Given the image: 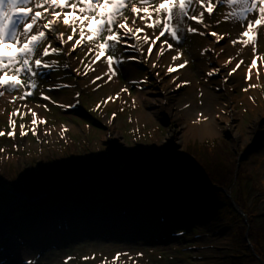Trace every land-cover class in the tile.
I'll return each instance as SVG.
<instances>
[{
    "label": "rangeland",
    "instance_id": "374dc122",
    "mask_svg": "<svg viewBox=\"0 0 264 264\" xmlns=\"http://www.w3.org/2000/svg\"><path fill=\"white\" fill-rule=\"evenodd\" d=\"M217 11L223 12V9ZM205 19L213 25L207 31L231 32V37H236L237 30H233L216 12L211 18L206 14ZM216 20L221 21L218 27ZM192 26L205 31L194 22ZM58 28L60 32L71 34V30L62 24ZM147 31L149 34L152 32L150 29ZM209 39L207 34H188L185 41L172 51L182 53L181 59L189 63L184 69L171 74H167L166 70V62L170 61L168 51L159 61L155 60L158 44L152 57H147L146 53L124 51L122 54L126 62L121 65L119 76L107 83L97 81L95 85L91 80L103 74L107 66L102 59L93 65L95 72H90L88 76L77 75L73 69L79 68L83 73L84 66L80 60L85 56V52L78 48L70 56L45 58L61 63L57 71L40 81L41 89L51 100L42 99L39 90L34 96L25 101L17 100L15 104L10 102L11 95L0 97V131H11L9 114L21 104H27L34 110L38 120L47 121L37 125L38 140L30 131V113L23 118L12 116L16 123V138L0 137V149H4L0 152V198H6L11 203L7 212L0 213V264H262L254 257V249L264 256V117H260L264 116V61L257 62L259 79L255 74L253 79L246 81V75H243L230 91L217 86L222 84V77H217L210 84V89L218 98L215 99V108L224 106L221 114L232 131L205 137L191 135L182 125L193 129L196 121L204 115L203 111L208 114L207 104L215 97L204 96L206 92L201 91L200 86L207 82L198 70L199 60L205 61L209 67L210 53L204 52ZM226 44H230L227 38ZM226 44H221L228 51L225 61L234 58L227 64L228 67H233L235 60H247L251 55V48H245L237 56L239 49L233 51ZM144 47L146 49L147 45ZM257 52L264 54V38ZM130 57L136 59H128ZM178 61L171 65H178ZM65 63L70 67L63 68ZM153 63L157 66L153 67ZM180 77L181 80L188 79L194 90H175L177 85H182ZM57 84L70 87L50 90ZM248 84H258L259 87L243 91ZM123 88L129 91L122 92ZM158 89L163 92L172 90L174 94L166 102L159 96ZM118 93L119 99L102 103ZM223 93L226 96L229 94L227 101L222 97ZM247 93L251 105L244 99ZM59 105L72 107L62 108ZM97 105L100 107L97 108ZM195 111H199L197 117ZM20 112H27V109L21 107ZM20 124L26 125L25 131H28L23 138L19 135ZM62 128L67 129L63 139L60 135ZM46 131L51 134L45 136ZM236 133L241 136L238 140ZM169 134L180 137V142L165 145ZM154 144L156 149L152 150ZM209 153L211 158L207 160L205 157ZM124 158L132 166L120 172L119 164ZM189 162H193L195 168L187 164ZM213 169L223 178L221 182L211 180L209 183L204 174H200V171H205L210 179L218 178L210 176L209 172ZM136 171L140 173L137 179L128 176V173ZM142 171H149L146 173L149 178H143ZM77 174L86 176L69 184L67 189L70 192L66 194L77 200L84 193L91 200L82 198L85 204L88 203V209H92L96 201L125 200L122 193L127 186L145 193V200L150 199L148 193L157 197L160 195L165 200L161 198L148 206H135L133 202L128 210L120 205H111L93 212L69 199L75 204L74 208H70L68 196L57 190H42L43 183L49 178ZM114 176L118 177L116 182ZM155 178H160V181H154ZM15 182L19 187L8 190ZM155 184L161 191H145L154 189ZM222 184L225 190H221ZM32 185H36L34 193L30 192ZM87 185L98 193L90 196L87 192L90 190L85 188ZM209 192L210 197L207 196ZM29 196L34 198L29 200ZM59 197L63 199L51 203L58 206L50 205L14 221L19 201H27L23 205L32 211L30 205L45 204L49 198ZM176 199L179 200L177 203ZM231 200L239 202L240 208H245L249 215L254 216L248 241L244 216L240 214L242 217H238L235 203L230 204ZM140 211L153 214L147 219V229L143 233H130L129 225H111L116 218L110 221L101 219L103 216L118 215L131 222L133 218L130 217ZM67 214L76 219L82 217L80 220H84L85 224L66 226L56 222L58 219L62 221ZM45 221L49 226L39 229ZM65 227L69 231L64 232ZM133 227L131 225L130 228ZM124 228L126 231H123ZM151 233H154V238L147 239ZM261 233V236L258 235ZM12 243H16V248L11 247ZM117 254H120L118 258ZM242 257L245 262L241 263Z\"/></svg>",
    "mask_w": 264,
    "mask_h": 264
},
{
    "label": "snow or ice",
    "instance_id": "6c2138e0",
    "mask_svg": "<svg viewBox=\"0 0 264 264\" xmlns=\"http://www.w3.org/2000/svg\"><path fill=\"white\" fill-rule=\"evenodd\" d=\"M218 9H223V12L217 11ZM214 12L222 16L223 21L233 30H237L235 38L231 37V32L207 31L213 25L206 21L205 15L211 18ZM193 22L205 31L193 27ZM220 23V20L215 21L217 27ZM61 24L71 30L70 35L59 31L58 26ZM149 29L152 30L151 34L147 31ZM188 34L201 36L207 34L215 38L213 43L216 44L227 38L232 46L240 45L237 56L245 48H251L253 58L251 63L246 65L245 79L246 81L252 79L253 69H257L256 76L259 79L257 62L264 61V54L258 53L257 47L264 38V0H0V97H4L5 94L11 95L10 102L15 104L17 100L25 101L28 97L34 96L39 90L42 99L51 100V97L44 94V90L41 89L40 81L41 78L57 71L61 63L56 59H45L47 57L70 56L78 48L81 49L85 52L84 58L80 60L84 71L81 73L79 68L73 70L77 75L84 76L95 72L96 68L93 65L103 59L107 69L91 80L95 85L97 81L107 83L119 76L121 65L126 62L122 54L124 51L139 52L141 55L146 53L147 57H152L154 48H157V43L160 42L155 53V60L159 61L166 51L181 45ZM208 51L214 49L204 50ZM220 51L223 52V48ZM181 55L182 53L177 51V54L172 56V61L180 60ZM128 59L135 60L136 57ZM232 59L234 58H229L225 66L230 64ZM85 60L88 62L85 63ZM188 63L189 61L185 60L175 66L169 65L167 74L185 68ZM244 64L245 61L239 59L235 67L228 71L224 83H227V78ZM62 66L65 69L70 67L66 63ZM152 66L156 67L157 64L153 63ZM219 71L213 69L207 75L212 76ZM61 87L67 88L70 85L57 84L50 90H59ZM257 87L258 84H248L243 91L247 92L250 88ZM121 91L127 93L129 89L123 88ZM17 93L19 95H16ZM116 99H119V93L115 97H107L102 103L106 104ZM21 107L26 108L27 112L21 113ZM43 107L47 109L46 105ZM99 107L100 105H97V108ZM28 113L32 116L30 131L39 140L37 125L46 124L47 121L38 120L37 113L28 108L27 104L19 105L9 114L8 125L11 131L7 133L0 131V137L7 135L15 139L16 123L12 116L19 115L23 118ZM25 128L26 125H19L21 138L28 135ZM66 131V128H62L60 133L62 139ZM50 134L47 131L44 133L45 136ZM2 151L4 149H0V152ZM119 255L117 254V258Z\"/></svg>",
    "mask_w": 264,
    "mask_h": 264
},
{
    "label": "bare ground",
    "instance_id": "6f19581e",
    "mask_svg": "<svg viewBox=\"0 0 264 264\" xmlns=\"http://www.w3.org/2000/svg\"><path fill=\"white\" fill-rule=\"evenodd\" d=\"M214 39H215L214 37H211L210 36V39L207 40L208 42L206 44L207 49H214V51H208L210 53L209 60H208V62L210 63L208 65L209 67H207L205 61H202V60L201 61L200 60L198 61V63H199V66H198L199 74H203V76L205 78V81L207 82V83H204L203 85L200 86L201 87V91L206 92V93H204V96L205 97H208V96L214 97L215 96L214 92L210 89V84H212L214 82V80H217L216 79L217 77H222L223 78L222 84H218L217 86L220 87V88H222V89L223 88L226 89V90L229 89V91H230L231 90V87H233L234 83H236L238 80H240L243 77V75L244 76L247 75L246 65L250 64L251 63V59L253 58L252 57L250 60H248L253 55L252 54V51L250 50V53H251L250 57L247 60H245L243 58V60L245 61V64L244 65H241V68L240 69H238L235 73H233L232 76H230V77L227 78V83H224V78L227 75L228 71H230L231 68L235 67V65L233 67L225 66V62H226L225 61V57L227 56L226 55V52H228V51H226L225 50L226 47L223 48V45H221V44H224L225 45L226 44V39L220 41L219 44L213 43ZM157 44L159 45V42ZM226 46H229L233 51H235L237 49H240V46L239 45L232 46L231 44H226ZM220 48H223V52L220 51L221 50ZM173 55H176V53H174L172 50L168 51L167 58L170 61L169 62H166V70H167V67L173 63V61H172V56ZM184 61H185V59L183 58V59H180L178 61V63L180 64V63H183ZM237 62H238V60H235L233 63H237ZM182 69H184V68H182ZM213 69H219L220 71L218 73L212 75V76L207 75V73L210 72V71H213ZM164 70H165V68H164ZM256 71H257L256 69H253L252 79L255 77ZM187 80L188 79L181 80V77H180L179 78V82H181L182 85L180 87L175 88V90H180L181 88L184 89V90H187V91L194 90L190 86L191 84L189 85V83H187V84H184L183 83L184 81H187ZM158 90L160 92L159 96H161V98H164V100L166 102H168L169 101V98L171 96H173V94H174L173 92H171L172 90H174V88L171 91H167V92H165V91L163 92L162 89H158ZM247 95H248V93L246 95H244V99L246 100V102L249 105H251V103L248 102V100H247ZM222 97L225 99V101H227L229 99V94H228V96H226L225 93H223ZM215 99H218L217 96H215L212 99L211 102H208V104H207L208 114L205 111H203V114L204 115H202V117L199 118L198 124L195 123V125H194L195 127L193 129H191L188 125H184V124L182 125V128L186 132L190 133L191 135L200 136V137H205L207 135H212V134H219L222 131L225 132L226 130L232 131L231 127L228 126V121L227 120H224V118H223L224 115L221 114L222 113V110L224 109V106H223V108H220V109L215 108L216 107L215 106ZM197 112H199V111H195V117H197ZM205 117L207 119H205ZM260 117L263 118L264 116L260 115ZM239 138H241V136L238 133H236V139L238 140ZM180 139H181L180 137H176V136H174L172 134H169L165 138V145H172L173 142H175V143L178 144V142H180L179 141ZM151 149L152 150L156 149V144H154L151 147ZM148 155H150V154L148 153ZM138 172L139 171H136V172H133V173H128V176H129V174H135V173H138ZM147 172H149V171H147ZM92 173H94V172H92ZM121 175H123V174H121ZM117 180H118V177L116 176L114 181L116 182ZM87 186L90 187V185H87ZM129 190L128 189H125V192L122 193V194H126V195L128 194V195H130L132 198H134L135 201H136L135 198H137L139 195L142 194L140 191H136L135 189L134 190L131 189L130 192L128 193ZM121 192H122V190H121ZM68 201H69V199H68ZM75 202H77V200ZM69 203H72V202L70 201ZM233 203L237 204L236 201L233 202L231 200V203L230 204H233ZM150 204H151V202L148 201V203L145 204V205L148 206ZM68 206H70V208H72L71 207L72 205H68ZM120 206H122V207H124L126 209L128 208V206L127 205H124V204H120ZM239 208H240V204H239ZM240 209H242V208H240ZM152 216H153L152 213H149V212H146V211H140V212L137 213V215H133V217H130V218H133L131 222H129L130 219H126L125 217H119L118 215L103 216V218H101V219H104V220H107L108 219V221H110L111 219H115L116 218V220H114L111 223V225H113V224L115 226H116V224L129 225V229H131L130 233L131 232H141V233H143L144 232V229H147L146 226H145L146 225L145 223H147V219H150V217H152ZM243 216H244L245 223H246L245 224L246 231L248 229V239H249L250 223L253 222V219L247 218V216L244 213H243ZM80 219H83V218L81 217ZM80 219H76V218L73 217V215L67 214V216L64 217V219H62V221L58 219L56 222H58L60 224H65L66 226L67 225L70 226V225H74V224H85L84 220H80ZM51 221H55V220H51ZM131 225H134V227L133 228H130ZM48 226H49L48 225V221H45L42 225L39 226V229H45ZM152 229H156V228L152 227ZM67 231H69V228L65 227L64 232H67ZM117 231L121 234V233H123V231H126V229L124 228L123 231L122 230H117ZM152 232H153V230H152ZM263 233H264V230H263ZM4 234H5V232L2 233V236ZM152 234H154V233L148 234L147 235V239L149 237L154 238V236H152ZM258 235L261 236L262 233L261 234H258ZM11 247H15L16 248V243H12ZM260 254H261V252L259 250H258V252H255V249H254V257L255 258L256 257L258 258L260 256ZM258 260H259V258H258ZM262 264H263V262H262Z\"/></svg>",
    "mask_w": 264,
    "mask_h": 264
},
{
    "label": "trees",
    "instance_id": "16d2710c",
    "mask_svg": "<svg viewBox=\"0 0 264 264\" xmlns=\"http://www.w3.org/2000/svg\"><path fill=\"white\" fill-rule=\"evenodd\" d=\"M205 158H207V160H210V158H211V154L209 153V155L207 156V157H205ZM76 163H79V161L78 160H76ZM125 164V166L124 167H122V164ZM191 163V166H193L194 168H195V166L196 165H194V163L193 162H190ZM204 167V166H203ZM128 168H130V163H128L127 162V159L126 158H124V159H122L121 160V162H120V164H119V168H118V171H120V172H123V171H125V169H128ZM205 168V167H204ZM81 170V169H80ZM82 172H84L85 173V171H83V170H81ZM209 172V171H208ZM147 172H141V176H143V178H149V174H146ZM123 174V173H122ZM138 174H140V173H135V174H129V176L130 177H134L135 179H137V175ZM200 174L202 175V174H204V176L206 177V181L207 182H209V183H211L210 181L211 180H219L220 182L222 181V179L223 178H221L220 177V175H218L217 174V172L213 169L212 171H210L209 172V174H210V176L211 177H215V176H213V175H216V176H219L218 178L217 177H215L214 179H210L208 176L209 175H207V172H205V171H200ZM85 176L86 175H84V174H82V175H75V176H73V177H62V176H57V177H52V178H49L45 183H43V188H42V190L43 191H47V190H60L59 192H61V193H63V194H65L66 192H68L69 191V189H67L68 188V185L69 184H71V183H73V181L74 180H79V179H82V178H85ZM105 181H107V180H105ZM154 181H160V178H155V180ZM134 183V182H133ZM135 186V185H134ZM222 187H220L221 188V190H225L224 189V184H222L221 185ZM19 186H18V183L17 182H15L14 184H13V188L12 189H8V190H15V189H17ZM153 187H155L154 189L153 188H149V189H147V191L146 192H148V191H151V190H158V191H161V189H157L158 187L156 186V184H155V186H153ZM157 187V188H156ZM85 188H87V189H89L90 191H87V192H89V195L90 196H93L94 194H95V192H97V191H95L94 189H91L89 186H86ZM126 189H132V188H130V187H128L127 186V188ZM35 190H36V185H32L31 187H30V192L31 193H34L35 192ZM130 190L128 191V193L130 192ZM162 190H163V188H162ZM70 192V191H69ZM13 193H16V191L15 192H13ZM94 193V194H93ZM98 193V192H97ZM101 193H102V191H101ZM82 195H83V197L85 198V200L86 201H91L90 200V198L89 197H86V195L84 194V193H82ZM126 195V194H125ZM123 195L122 197H125L124 199L125 200H123V201H118V202H105V201H102V202H100V201H96L95 202V204H93V208L92 209H88V208H86V204H88L87 202H86V204L80 199V198H78L77 199V202H78V204L82 207V208H85V209H88V210H91V211H93V212H96V211H98L101 207H108V206H111V205H120V204H124V205H127V206H129V205H131V204H133V202H135V206H139V205H145V204H147L148 203V201H150L151 200V198H153V199H156V200H152V201H150L151 203H153V202H155L156 203V201H158L159 199H161V198H163V197H161L160 195L157 197L155 194H153V193H148V195L150 196V199H146L145 200V198H146V194L145 193H142L141 195H139L137 198H135L136 199V201L134 200V198H132L130 195ZM67 196H69L68 198L71 200V201H73V202H75V200L72 198V196H70V194H67ZM208 197H210V192H209V194L207 195ZM121 197V198H122ZM127 197H128V200H127ZM63 199V197H59V198H56V199H51V198H49V202H46L45 204H33V205H30V206H32V208H33V210L32 211H30V210H28V209H26L25 207H24V201H19L18 203L19 204H17V210L15 211V214H14V221H19L20 219H22V218H24L25 216H31L32 214H34L35 212H38V211H41V210H43V209H45V208H48L50 205H54V206H58V205H56L55 203H53V204H51L52 202H53V200H56V202H57V200H62ZM164 199V198H163ZM95 199H93V201H94ZM165 200V199H164ZM177 201H176V203L179 201L178 199H176ZM107 201V200H106ZM59 202V201H58ZM70 201H67V204L68 205H72L71 207L72 208H74V204H73V202L72 203H69ZM90 203V202H89ZM237 205H239V202H237ZM10 206H11V203H9V201L6 199V198H0V213L1 212H7V208H10ZM242 210V212L247 216V218H249V219H253V217L254 216H252V215H249L248 214V212H246V209L244 208H242L241 209ZM238 215V217H240L241 215L240 214H237ZM242 217V216H241ZM242 219V218H241ZM244 220V219H243ZM255 252H257L256 250H255ZM258 258H259V260H258ZM256 257V259L258 260V261H260L261 263L263 262V264H264V256H259V257ZM261 258V259H260ZM263 258V259H262ZM253 259V258H252ZM242 262H245V258L244 257H242L241 258V263Z\"/></svg>",
    "mask_w": 264,
    "mask_h": 264
},
{
    "label": "water",
    "instance_id": "95a60500",
    "mask_svg": "<svg viewBox=\"0 0 264 264\" xmlns=\"http://www.w3.org/2000/svg\"><path fill=\"white\" fill-rule=\"evenodd\" d=\"M187 164H191L190 162L189 163H187ZM132 166V164H130V167ZM149 189V188H148ZM145 191H147V190H145ZM34 198V197H33ZM32 198V199H33ZM31 200V199H30ZM21 201H24V200H21ZM25 203H28L27 201H24ZM233 205V204H232ZM235 209L237 210V212H238V214H241L242 216H243V213H242V211H241V209L239 208V206L238 205H236L235 204ZM246 240L248 241V229H247V231H246Z\"/></svg>",
    "mask_w": 264,
    "mask_h": 264
}]
</instances>
